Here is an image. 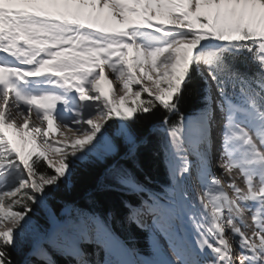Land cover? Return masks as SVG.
<instances>
[{
  "label": "snow or ice",
  "instance_id": "1",
  "mask_svg": "<svg viewBox=\"0 0 264 264\" xmlns=\"http://www.w3.org/2000/svg\"><path fill=\"white\" fill-rule=\"evenodd\" d=\"M200 85L202 106L182 113ZM161 114L149 133L167 182L150 188L117 164L99 185L135 197L123 223L146 234L148 254L112 213L66 209L25 264H264V0H0V264H13L33 206L102 145L134 156L149 142L136 127ZM58 124L79 135L51 142Z\"/></svg>",
  "mask_w": 264,
  "mask_h": 264
},
{
  "label": "trees",
  "instance_id": "2",
  "mask_svg": "<svg viewBox=\"0 0 264 264\" xmlns=\"http://www.w3.org/2000/svg\"><path fill=\"white\" fill-rule=\"evenodd\" d=\"M202 87L203 85H200L192 94L186 95L181 104L180 110L182 113L186 115L191 114L201 105L202 91L200 89ZM161 118L162 114L154 119L142 120L136 127V131L140 136L149 137V142L141 144L136 149L134 156H129L127 153L128 146L117 139L116 145L118 153L115 156L106 159L104 163L88 159L78 165L70 182L67 185H62L59 191L50 194L49 200L45 204V207L50 212L49 216L44 212L42 206L39 208L33 206L35 215L33 216L32 225L41 228L40 231L43 236L50 226V218L60 219L63 217L64 206L66 204L75 206V210L95 211L100 214L112 213L114 216L113 227L116 233L124 239H127L129 236H134L136 247L143 254L147 255L148 245L145 240L146 234L136 228L135 225L129 228L127 224L123 223L125 210L123 209L122 202L124 200L135 202V197L126 196L117 191L100 190L99 185L102 181L105 183L108 182L105 179L107 172L117 164L129 169L141 182L149 181L148 187L150 188L156 189L167 182L165 168L161 163L160 157L156 155L158 151L157 141L149 133V127L153 123H160ZM109 135H112L111 130ZM122 155H126V157L121 158ZM41 170L47 169L42 168ZM36 240L34 237H25L24 243L18 249L10 250L13 264H25V262H22V256L35 245ZM87 251L92 252L93 248L87 246ZM53 255L57 264H68V261L61 256Z\"/></svg>",
  "mask_w": 264,
  "mask_h": 264
},
{
  "label": "bare ground",
  "instance_id": "3",
  "mask_svg": "<svg viewBox=\"0 0 264 264\" xmlns=\"http://www.w3.org/2000/svg\"><path fill=\"white\" fill-rule=\"evenodd\" d=\"M105 71L107 73V75L109 76V78H112L113 80V84L116 85V90H115V93L114 95L110 94L109 93V90H108V85L102 81L101 83L103 84L104 86V93L105 95H108L109 96V99H114L115 101L119 102V98L120 96L124 95L123 92H121L119 90V85L117 84V82L115 81L112 73L110 72H107L106 68H105ZM144 71H149L148 68H145ZM152 78L155 79V73L152 74ZM143 79V78H142ZM143 83L146 87H151V88H154V85L148 81L147 79H143ZM132 95L130 94V100L132 99ZM130 102V101H129ZM219 120V119H218ZM32 122H36L35 121V116L32 117ZM220 127L217 126V127H214L213 129V141H214V151L216 153V155L218 156L219 155V150H220ZM50 141L57 144V145H63L67 142H70L72 139H75L76 136L79 135V133H76V132H70L68 131L67 128H65L63 125H60L58 124L56 127L53 128L52 132H50ZM93 143H95V141H93ZM90 146V145H87V147ZM103 150H105L106 152H108V148L107 146L105 145ZM48 159L53 161V162H56L58 161L59 157L53 153L52 151H48ZM219 172V171H218ZM233 179H235L236 183H240L238 185L240 186H243V180H242V177H240L237 173H233ZM224 183L226 184V187L228 189V192L230 194V196L232 195V192L230 191V189L228 188V182H227V177H224ZM198 186V185H197ZM194 188V187H193Z\"/></svg>",
  "mask_w": 264,
  "mask_h": 264
},
{
  "label": "rangeland",
  "instance_id": "4",
  "mask_svg": "<svg viewBox=\"0 0 264 264\" xmlns=\"http://www.w3.org/2000/svg\"><path fill=\"white\" fill-rule=\"evenodd\" d=\"M108 123H112V121L110 122V121H108ZM107 125H105V127H106ZM116 140L113 142V150H109V147H108V145H106L107 146V148H108V152H106L105 150H103V148H104V146L105 145H102L101 146V148L98 150V153L97 154H95L94 156H92V157H89L88 159H92L93 161H97V162H99V163H102V162H104L106 159H108V158H111V157H113V156H115L116 154H117V152H118V148H117V145H116ZM87 147V146H86ZM88 147H91V145L90 146H88ZM128 153V152H127ZM124 157H126V155L125 156H121V158H124ZM120 158V159H121ZM51 171V170H50ZM192 186L194 187V189L196 190V185H194L195 184V180L194 179H192ZM238 183V182H237ZM238 184H240V183H238ZM241 185V184H240ZM229 194V193H228ZM229 196H230V194H229ZM43 207V210H44V212L49 216L50 215V212H49V210L45 207V205L44 206H42ZM66 209H71V210H75V206H73V205H69V204H66L65 206H64V212H65V210ZM51 217V216H50ZM49 222H50V226L48 227V229H47V231H46V233L42 236L41 235V228H38V227H36V226H34V225H32V227L31 228H29V230L26 232V234H25V237H34V238H36L37 240H36V243H35V245L36 244H38V243H40V242H42V241H44L45 240V238H46V236L50 233V231H51V229H52V223H53V220L50 218L49 219ZM5 227H11V224L9 223V222H5ZM30 250L31 249H29V250H27L24 254H23V256H22V262H25V260L26 259H29L30 257H29V252H30ZM102 257H101V260L103 259V253H102V255H101Z\"/></svg>",
  "mask_w": 264,
  "mask_h": 264
}]
</instances>
